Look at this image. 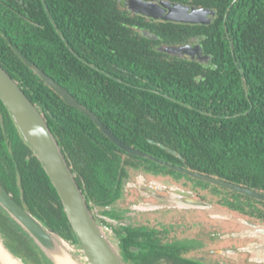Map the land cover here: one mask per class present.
<instances>
[{
	"label": "trees",
	"instance_id": "1",
	"mask_svg": "<svg viewBox=\"0 0 264 264\" xmlns=\"http://www.w3.org/2000/svg\"><path fill=\"white\" fill-rule=\"evenodd\" d=\"M177 1L214 10L215 20L162 24L153 28L160 35L153 41L136 36L141 21L119 0H0V65L44 114L90 193L118 176L102 141L109 140L21 55L126 143L161 158L170 154L150 140H164L191 167L264 190V0ZM194 37L207 62L155 46ZM0 182L44 226L79 248L59 194L1 99ZM0 219L7 226V218ZM21 235L41 263L52 264Z\"/></svg>",
	"mask_w": 264,
	"mask_h": 264
},
{
	"label": "flooded vegetation",
	"instance_id": "2",
	"mask_svg": "<svg viewBox=\"0 0 264 264\" xmlns=\"http://www.w3.org/2000/svg\"><path fill=\"white\" fill-rule=\"evenodd\" d=\"M119 1L131 12L134 21H136L134 17H138L141 21V23L136 21L141 26L133 28L138 38L145 36L155 41L154 39L160 35L158 36L153 28L160 27L162 24L170 26L183 24L155 19L139 13L132 4L133 0ZM151 1L195 7L177 0ZM215 17L216 15L210 16V23L215 20ZM159 42L155 45L157 50L165 51L170 46L164 40ZM188 45L195 47L200 45V42L194 37L186 43L170 47ZM202 54H204L203 51ZM185 57L191 58L188 55ZM63 101L65 102L64 99ZM99 129L102 131L100 127ZM104 135L113 144L111 145L105 139L102 140L105 148L117 162L116 167L119 173L116 179L106 184V187L101 185L93 193H90L92 189L80 173L82 170L75 169L70 151L64 147L63 152L71 170H74L72 172L80 181L95 219L102 225L112 227L119 240V246L126 247L129 264H264V257L261 258L259 254V249L264 250V236L250 234L249 227L254 225L264 228V200L228 185L260 194H264V190L231 182L216 174L201 172L191 167L187 159L177 151L170 149L164 140H150L151 144L161 147L163 151L170 154L160 158L137 148L136 144L126 143L118 135L113 134L127 146L143 153L142 156L130 154L116 145L105 133ZM192 174H199L215 182L197 178ZM171 196L175 197L174 202L170 201ZM190 199L217 208L216 217L215 210L190 207L183 201ZM0 214L8 219L7 226L4 222L1 223L0 231L15 245L13 252L28 264H43L39 256L26 248L25 241L21 238V230L17 225L3 211L0 210ZM141 254L150 256L151 260L145 262L135 259V256Z\"/></svg>",
	"mask_w": 264,
	"mask_h": 264
},
{
	"label": "water",
	"instance_id": "3",
	"mask_svg": "<svg viewBox=\"0 0 264 264\" xmlns=\"http://www.w3.org/2000/svg\"><path fill=\"white\" fill-rule=\"evenodd\" d=\"M132 4L139 13L155 19L173 22L208 24L211 21L210 16L213 17L216 15L214 10L189 7L183 4H172L171 2L157 3L151 0H133ZM166 51L178 56L188 55L191 56L193 60L201 62L210 59L208 55L202 54L200 45L195 47L190 45L171 47L166 49ZM21 57L25 63L45 81V83L51 86L53 90L65 100L68 105L81 110L89 116L116 145L130 154L143 155V153L118 140L92 112L83 107L61 85L34 66L23 55H21ZM0 99L9 111L23 140L41 162L46 174L59 194L64 212L78 239L79 248L62 238L55 231L44 226L41 221L15 200L13 195L8 192L1 182L0 210L7 214L13 223L30 237L41 253L52 264H58L56 256L64 253L69 255L72 262L80 264L72 254L73 251L78 250L81 252L86 264H128L122 257L120 249L116 247L104 233L102 224L95 219L82 189L76 180L75 174L72 172L65 154L51 131L44 114L36 104L30 100L19 83L15 81L1 65ZM192 175L203 180H212L199 174ZM212 181L215 182V180ZM228 186L243 192L247 191L255 197L264 200V194L241 189L237 186ZM183 201L187 202L190 207L196 206L197 208L210 211L215 210V217L217 215V208L209 204L192 199ZM249 227L252 231H250V234L264 236V228L254 225H250ZM0 247L13 260L19 262V264H26L22 258L7 247L1 232ZM259 250V254H261V256L264 255V250ZM0 264H2L1 261Z\"/></svg>",
	"mask_w": 264,
	"mask_h": 264
},
{
	"label": "rangeland",
	"instance_id": "4",
	"mask_svg": "<svg viewBox=\"0 0 264 264\" xmlns=\"http://www.w3.org/2000/svg\"><path fill=\"white\" fill-rule=\"evenodd\" d=\"M133 200H131V202H132ZM170 201L171 202H174L175 201V197H170ZM5 214V213H4ZM6 216H8L7 214H5ZM4 220V219H3ZM3 220H1L0 219V225H1V223H2V221ZM6 221L8 222V219H6ZM1 232V231H0ZM1 234H2V232H1ZM18 235H20L19 233H18ZM2 237H3V239H4V242H5V244L7 245V247L10 249V250H15L14 248H15V245H13V243L9 240V239H7V238H5L4 237V235H2ZM108 237V236H107ZM21 238H22V235H21ZM110 240H111V242L116 246V247H118L119 248V240L116 238V237H114V236H109L108 237ZM22 240H25V239H23L22 238ZM245 251H247V250H245ZM72 254L74 255V258L80 263V264H86V261H85V259L83 258V256H82V254H81V252L78 250V251H73L72 252ZM264 257V255H262L261 256V258H263ZM23 259V258H22ZM264 259V258H263ZM24 260V259H23ZM24 262L26 263V264H28L25 260H24ZM47 264V263H46Z\"/></svg>",
	"mask_w": 264,
	"mask_h": 264
},
{
	"label": "bare ground",
	"instance_id": "5",
	"mask_svg": "<svg viewBox=\"0 0 264 264\" xmlns=\"http://www.w3.org/2000/svg\"><path fill=\"white\" fill-rule=\"evenodd\" d=\"M58 264H75L72 262V260L69 258V255L67 253L57 255L56 256ZM0 261L2 264H19V262L13 260L10 256H8L0 247Z\"/></svg>",
	"mask_w": 264,
	"mask_h": 264
},
{
	"label": "built area",
	"instance_id": "6",
	"mask_svg": "<svg viewBox=\"0 0 264 264\" xmlns=\"http://www.w3.org/2000/svg\"><path fill=\"white\" fill-rule=\"evenodd\" d=\"M102 228H103V231H104V233L109 237V236H114V237H116L115 236V234H114V231H113V229H112V227H110L109 225H102Z\"/></svg>",
	"mask_w": 264,
	"mask_h": 264
}]
</instances>
